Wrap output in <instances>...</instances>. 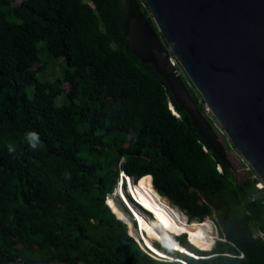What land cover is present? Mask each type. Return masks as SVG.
Returning <instances> with one entry per match:
<instances>
[{
    "label": "trees",
    "instance_id": "1",
    "mask_svg": "<svg viewBox=\"0 0 264 264\" xmlns=\"http://www.w3.org/2000/svg\"><path fill=\"white\" fill-rule=\"evenodd\" d=\"M137 14L158 35L139 0H0V264H264L256 235L264 225V186L249 170L234 179L164 76L131 52L126 25ZM40 40L65 63L52 81L36 78ZM27 131L39 133L36 150ZM120 171L135 195L130 178L140 183L182 248L159 244L195 257L156 243L177 259L141 249L123 211L105 204ZM175 205L189 224L211 220L210 249L188 236L192 227L171 223Z\"/></svg>",
    "mask_w": 264,
    "mask_h": 264
},
{
    "label": "water",
    "instance_id": "2",
    "mask_svg": "<svg viewBox=\"0 0 264 264\" xmlns=\"http://www.w3.org/2000/svg\"><path fill=\"white\" fill-rule=\"evenodd\" d=\"M144 2L158 35L140 14L130 17L125 38L131 52L164 76L203 140L229 162L219 132L198 110L171 64L170 57L175 59L224 138L264 185V0ZM133 230L135 234L129 228L128 233L142 250L170 259L148 249Z\"/></svg>",
    "mask_w": 264,
    "mask_h": 264
},
{
    "label": "rangeland",
    "instance_id": "3",
    "mask_svg": "<svg viewBox=\"0 0 264 264\" xmlns=\"http://www.w3.org/2000/svg\"><path fill=\"white\" fill-rule=\"evenodd\" d=\"M19 0H15V3H18ZM43 41H38L37 44H36V47L38 49V53H37V61L34 63V66L36 67H41L39 70L36 71V78L37 80L39 81H52L54 80L55 78L57 77H61L62 76V72H63V69L65 67V63L64 61L61 59V58H54L52 56H49L45 50H44V47H43ZM66 85V84H64ZM26 92L28 94V96H31L32 95V88L30 86L26 87ZM63 96L64 94H59L56 96L55 98V103L56 104H59L62 102V99H63ZM221 133H219V139H220V142L225 146V149H226V153H227V158L230 162V170H231V173H232V176L234 177L235 180H241L244 176H247L248 174V170L246 168V165L244 164V162L240 159V157L238 156V154L233 150V148L229 145L228 141L226 139H223L220 135ZM125 175V174H124ZM126 177V176H125ZM125 177H124V180L122 182V185H121V189L116 186L117 183L114 184V187H113V191L115 192H122L124 197L126 198L127 201H129V204L132 208H134L136 211H140L139 213H141L145 219L144 222H148L147 223V228L149 229L150 228V224L151 222H154L165 234L167 233L168 236H171L173 237V235L168 232L167 230L170 228L165 224V222L159 217V215H157V212L155 210H152L150 209V206H149V203L147 202V200L144 198V196L141 194L140 192V189H139V185L140 183H138L137 181L134 182V190L136 192V195L134 193L131 192L132 196L137 199L141 204H143L145 207H148V209H150L153 213H154V217H156V219H158L160 221V225H158L156 223V221L150 216L148 215L141 207L139 206H136L130 199L127 191H126V188L127 187V184H126V181H125ZM118 179H119V175H118ZM117 179V181H118ZM131 180V178H130ZM133 182V179L131 180V183ZM142 183V182H141ZM124 184V185H123ZM116 186V187H115ZM145 186L149 187V183L146 182L145 183ZM115 189V190H114ZM145 189V187H144ZM111 192V193H108L106 195V200H111L110 202H112L115 206H117L119 209H121L123 211V213L126 215L125 216V221L127 222V225H128V228H130V231L132 229V232L134 233V230H133V226H132V218L135 217L133 215L130 214L129 210L131 207H128L127 205H125L119 198L118 194L116 193L113 194L114 192ZM145 191V190H144ZM130 192V191H129ZM171 203V202H170ZM172 204V203H171ZM174 205V204H173ZM176 206V205H175ZM175 208V207H174ZM176 208H178L176 206ZM179 210V208H178ZM180 211V210H179ZM181 214H183L182 211H180ZM171 216V214H170ZM186 217V215H185ZM171 218V217H170ZM135 219L137 220V223H138V228L136 229V231H140L141 235L143 236H147L150 241L152 243H156V244H159V243H162L158 240H155L149 233H148V230L145 228V230L143 231V229L141 227H139V218L135 217ZM190 222L187 217H186V222ZM196 222V225L194 228H196V226L200 225V223L202 222H198V221H195ZM208 226H209V232H212L213 234H215V227H214V224L211 222H208ZM135 229V228H134ZM140 229V230H139ZM192 231L188 234V236L192 233V232H195V229H193V227L191 228ZM151 230V228H150ZM188 236L186 235V238L188 239ZM174 238V237H173ZM176 240V238H174ZM191 239L193 240L192 236H191ZM177 241V240H176ZM194 241V240H193ZM195 242V241H194ZM178 243V242H177ZM198 243V242H196ZM162 244H165V243H162ZM200 244V243H198ZM160 245V244H159ZM168 245V244H167ZM200 245H203V244H200ZM148 246V245H147ZM213 246V245H212ZM149 247V246H148ZM150 248V247H149ZM151 249V248H150ZM209 250V249H208ZM147 251V250H146Z\"/></svg>",
    "mask_w": 264,
    "mask_h": 264
},
{
    "label": "bare ground",
    "instance_id": "4",
    "mask_svg": "<svg viewBox=\"0 0 264 264\" xmlns=\"http://www.w3.org/2000/svg\"><path fill=\"white\" fill-rule=\"evenodd\" d=\"M114 194H115V192H114ZM148 200L151 202V205H154V203H153V201L151 199L148 198ZM107 201L111 204V202L109 201V199ZM150 202H149V204H150ZM125 204L127 205L126 202H125ZM139 212L140 211H137V218H139V220H140L139 221V227H141L143 229V231L146 228L148 230V233L155 240H158V241H160L162 243H165L166 245L168 244V245H171V246H178V247L182 248V246L179 243H177V241L173 237L168 236L167 233L165 234L154 222H151V224H150L151 230H150V228L148 229L146 227L148 222L147 223L144 222L145 219H144L143 215L141 213H139ZM170 217H171L170 218L171 219V223L173 225H175L176 227H179V228H181V227H193V229H195V232H192L191 233V236H192V238H193V240L195 242H198L200 244H203V245L207 246L209 249L212 247L216 235L213 234L212 232H209V226H208V222H210L209 219H206L205 221H203L202 223H200V225H198V226H196V228H194L196 224H189L188 221L186 222L185 214L184 213L181 214L180 211L178 210V208L174 209L171 212V216ZM137 225H138V223H137ZM169 228L172 229L171 227H169ZM172 230H177V229H172ZM131 233L132 234H135V233L132 232V229H131ZM139 233H140V231H139ZM140 235H141V233H140ZM142 239H143V241L145 243L144 245H146V247L149 246L151 249L149 247H148V249H150L154 253H157V255L165 256V258L177 259L175 257L166 255L167 253L165 254L163 251L157 249L146 235L145 236L143 235L142 236ZM148 252H150V251H148ZM182 262L184 264H187L184 261H182Z\"/></svg>",
    "mask_w": 264,
    "mask_h": 264
},
{
    "label": "built area",
    "instance_id": "5",
    "mask_svg": "<svg viewBox=\"0 0 264 264\" xmlns=\"http://www.w3.org/2000/svg\"><path fill=\"white\" fill-rule=\"evenodd\" d=\"M139 2H140V4H141L142 6H145V2H144V0H139ZM145 7H146V6H145ZM170 60H171V64L174 65V67H175V69L177 70V72H178L179 74L182 75L183 72H182L181 68L178 66L176 60L173 59L172 57H170ZM188 83H189V81H188ZM189 84H190V83H189ZM190 85H191V84H190ZM191 87H192V86H191ZM192 88H193V87H192ZM193 90H194V88H193ZM194 91H195V90H194ZM195 92H196V91H195ZM196 93H197V92H196ZM198 96H199V95H198ZM197 102L201 104L202 109H203V114H204L208 119H211L212 124H213L214 127L217 129V131H218L219 133H222L221 128L217 125V123H216L215 120L213 119L212 115H211L210 112H209V109H208L207 105L203 102V100L200 98V96H199ZM174 114L177 116L176 113H174ZM203 149L205 150L204 147H203ZM244 164L246 165L247 170L251 171L250 168L248 167V165H247L246 163H244ZM217 170L220 171L219 166H217ZM251 173H252L251 177L257 179L256 175H255L252 171H251ZM259 183H260L261 185H263L260 181H259ZM263 186H264V185H263ZM256 235H257L260 239H262V240L264 241V225H263V228H262L261 230H258V231L256 232ZM238 256L241 257L242 254L240 253ZM15 264H20V263H19V262H16Z\"/></svg>",
    "mask_w": 264,
    "mask_h": 264
},
{
    "label": "clouds",
    "instance_id": "6",
    "mask_svg": "<svg viewBox=\"0 0 264 264\" xmlns=\"http://www.w3.org/2000/svg\"><path fill=\"white\" fill-rule=\"evenodd\" d=\"M25 140L33 150H36L39 147V145L41 144L39 133H37L35 131H27L25 133ZM15 151H16L15 147L12 144H9L8 145V152L11 154V153H14ZM65 178L70 179V175L65 174Z\"/></svg>",
    "mask_w": 264,
    "mask_h": 264
}]
</instances>
